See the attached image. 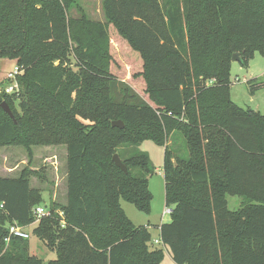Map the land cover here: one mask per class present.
Segmentation results:
<instances>
[{"label": "trees", "instance_id": "trees-1", "mask_svg": "<svg viewBox=\"0 0 264 264\" xmlns=\"http://www.w3.org/2000/svg\"><path fill=\"white\" fill-rule=\"evenodd\" d=\"M103 10L97 22L78 0H0V60L22 69L15 97L0 90V147H23L29 162L34 146L68 154L67 202L47 205L32 231L56 252L48 263L29 253L30 239L6 242L13 221L35 222L43 191L25 171L0 177V264H162L163 249L121 203L151 212L145 141L165 149L171 222L160 240L174 263L264 264V115L230 97L233 55L243 67L264 57V0H104ZM228 195L242 198L237 212Z\"/></svg>", "mask_w": 264, "mask_h": 264}, {"label": "rangeland", "instance_id": "rangeland-1", "mask_svg": "<svg viewBox=\"0 0 264 264\" xmlns=\"http://www.w3.org/2000/svg\"><path fill=\"white\" fill-rule=\"evenodd\" d=\"M104 0H78L85 16L91 21L106 22L103 10ZM71 15L81 18L82 13L73 9ZM17 67L14 59L0 60V90L7 89L16 83L8 79V75L13 73ZM115 70L121 72L122 69L116 63ZM231 89L230 97L232 101L241 109L248 111L253 110L264 115V57L256 52L249 60L248 66L243 67L241 63L232 62L230 67ZM252 81V84L247 82ZM18 83V82H17ZM20 86L18 83V93ZM9 100V99H8ZM16 115H21L18 101L11 98L9 102ZM175 142L174 140H172ZM182 142V143H181ZM183 141L178 140L177 149L180 155L187 156L184 152ZM171 144V143H169ZM174 145V143H173ZM175 146V145H174ZM33 160L29 162L27 151L21 146L0 147V177L17 178L23 171L29 174L31 187L43 191V202L46 205L56 202L60 205L66 203L67 198V147L65 145H39L32 147ZM140 151L149 154V157L155 167V172L149 177V189L153 195L152 207L150 214L138 211L134 205L122 201V207L126 215L133 221L136 226H146L152 234L151 248H159L164 251V260L162 264H175L170 249L166 246L156 245L154 242L160 239L159 227L162 224L171 222V214L164 215L166 206L165 178L163 170L165 149L156 145L152 141H145L139 147ZM229 210L237 212L242 207V198L238 196H227ZM171 210V209H170ZM34 226L28 229L30 233V251L48 263L57 258L55 251L47 248L45 243L39 238L32 235Z\"/></svg>", "mask_w": 264, "mask_h": 264}, {"label": "built area", "instance_id": "built-area-1", "mask_svg": "<svg viewBox=\"0 0 264 264\" xmlns=\"http://www.w3.org/2000/svg\"><path fill=\"white\" fill-rule=\"evenodd\" d=\"M21 73H22V69L19 66H17L15 71L8 75V79L10 81H14L16 83L12 84L7 89H5V92L7 94H13L15 91L18 90V83L16 80H17L18 76H20ZM4 211H5V204L2 203V204H0V214ZM58 213L60 214V217H63L64 213L62 211H58ZM167 213H171V210L166 209L164 211V215ZM51 214H52V212L50 211V209L47 205H40V206H37L36 208H34V210H33L35 222L32 225H30L28 227H24V226H21L17 221H13L9 227V237L6 239L7 244L10 242L11 237L30 239V233L28 232V229L31 226L35 227L43 218L50 217ZM62 225L63 226L65 225L64 221H62ZM154 243L156 245H162V242L160 239L156 240Z\"/></svg>", "mask_w": 264, "mask_h": 264}, {"label": "water", "instance_id": "water-1", "mask_svg": "<svg viewBox=\"0 0 264 264\" xmlns=\"http://www.w3.org/2000/svg\"><path fill=\"white\" fill-rule=\"evenodd\" d=\"M232 62L242 63L241 55L240 54L233 55ZM1 107L4 110V112L7 113L10 116V118L15 121V114L13 113L12 109L10 108V106L7 103H3L1 105ZM112 126L115 127V128H120V129H124L125 128V124L121 120L114 121L112 123ZM113 161H114L115 165L118 168H120L126 174L128 173L127 166L123 163V161L121 160V158L119 157L118 154L114 155Z\"/></svg>", "mask_w": 264, "mask_h": 264}, {"label": "crops", "instance_id": "crops-1", "mask_svg": "<svg viewBox=\"0 0 264 264\" xmlns=\"http://www.w3.org/2000/svg\"><path fill=\"white\" fill-rule=\"evenodd\" d=\"M67 156V158H68V154L66 155ZM67 160V159H66ZM66 164H67V161H66ZM68 177V169H67V172H66V178ZM67 189H68V186H67ZM66 195H67V193H66ZM66 202H67V198H66ZM161 227V226H160ZM160 227L158 228L159 229V231H160Z\"/></svg>", "mask_w": 264, "mask_h": 264}]
</instances>
